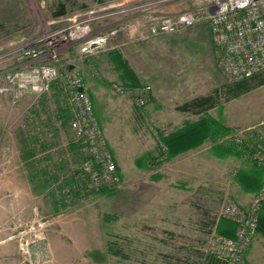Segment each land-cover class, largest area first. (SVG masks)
<instances>
[{
	"label": "rangeland",
	"instance_id": "rangeland-1",
	"mask_svg": "<svg viewBox=\"0 0 264 264\" xmlns=\"http://www.w3.org/2000/svg\"><path fill=\"white\" fill-rule=\"evenodd\" d=\"M193 9H208V0H0V69L27 39L75 19L89 24L61 61L83 77L117 165L115 181L85 168L94 153L70 127L62 69L48 92L16 103L4 94L0 264H199L205 252L264 264V236L237 239V217L225 212L230 204L264 211V174L256 160L247 164L264 151V84L228 97L239 79L222 71L207 20L150 32L153 16ZM204 95L220 102L202 112L179 108ZM203 120L205 133L173 151L165 139Z\"/></svg>",
	"mask_w": 264,
	"mask_h": 264
},
{
	"label": "built area",
	"instance_id": "built-area-1",
	"mask_svg": "<svg viewBox=\"0 0 264 264\" xmlns=\"http://www.w3.org/2000/svg\"><path fill=\"white\" fill-rule=\"evenodd\" d=\"M203 20L210 24L220 66L227 76L241 79L264 69V0H208V9L181 10L153 16L150 32L152 35L180 32ZM88 29L89 24L85 23V19H75L39 37L27 39L16 47L10 52L11 65L0 69V98L9 94L12 102L16 103L26 93L48 92L60 77L62 69L73 104L70 127L74 136L85 140L94 153L85 168L97 181L101 178L115 181L117 165L107 149L103 129L97 123L93 101L87 90L78 91L79 86L85 85L83 77L67 70L61 61L63 50L73 41L84 37ZM138 90L142 89L135 92H140ZM138 100L145 102L142 93ZM253 159L264 173V151L254 152ZM262 198L264 185L259 193V199ZM225 212L237 217V239L249 241L257 232L258 216L255 211L246 213L237 205L230 204ZM236 237L225 238V243L234 245Z\"/></svg>",
	"mask_w": 264,
	"mask_h": 264
},
{
	"label": "trees",
	"instance_id": "trees-1",
	"mask_svg": "<svg viewBox=\"0 0 264 264\" xmlns=\"http://www.w3.org/2000/svg\"><path fill=\"white\" fill-rule=\"evenodd\" d=\"M64 12H65L64 9H62L60 12L56 14H62ZM260 84H264V69L254 73L249 77H245L237 81H234L229 86L228 97L231 98L238 96ZM219 102H220V98L218 96L204 95V96L195 97L194 99L187 101L182 105H179V108L184 111L202 112L207 110L208 108L217 105ZM205 130H206V120H203L198 124H192L188 126L184 130L166 138L165 140L166 142H169L171 144V146L173 147L172 149L173 151L181 150L183 148H187L189 145L194 144L196 140L194 139L191 140L192 136H194L197 133L199 134L201 131L205 133ZM239 150L236 151L239 152ZM111 190L112 189L104 188L101 191L112 192ZM257 231L264 236V211L261 212L258 216ZM110 250L115 254H120L119 250H115L112 247H110ZM200 256H201V261L199 264H233L230 263L228 260L220 258L216 254L211 252L202 253Z\"/></svg>",
	"mask_w": 264,
	"mask_h": 264
},
{
	"label": "crops",
	"instance_id": "crops-1",
	"mask_svg": "<svg viewBox=\"0 0 264 264\" xmlns=\"http://www.w3.org/2000/svg\"><path fill=\"white\" fill-rule=\"evenodd\" d=\"M133 22H134V20H133ZM133 27H134V24H133ZM254 126V125H253ZM249 157V162L247 163V164H249L251 167L253 166V162L252 161H255V160H253L251 157H252V153H251V156L249 155L248 156ZM254 163H256V162H254ZM257 164V163H256ZM258 165V164H257ZM258 169L260 170V171H262V169L260 168V166L258 165ZM262 173H263V171H262ZM264 174V173H263ZM251 197H252V193H245V195L244 196H242V198H241V202H243L244 204H247L249 201H250V199H251Z\"/></svg>",
	"mask_w": 264,
	"mask_h": 264
},
{
	"label": "water",
	"instance_id": "water-1",
	"mask_svg": "<svg viewBox=\"0 0 264 264\" xmlns=\"http://www.w3.org/2000/svg\"><path fill=\"white\" fill-rule=\"evenodd\" d=\"M84 90V87L83 86H80V87H78V91H83Z\"/></svg>",
	"mask_w": 264,
	"mask_h": 264
},
{
	"label": "bare ground",
	"instance_id": "bare-ground-1",
	"mask_svg": "<svg viewBox=\"0 0 264 264\" xmlns=\"http://www.w3.org/2000/svg\"><path fill=\"white\" fill-rule=\"evenodd\" d=\"M79 87H80V86H79ZM83 87H84V90H87L86 87H85V85H84ZM84 90H83V91H84ZM83 91H81V92H83ZM87 93H88V91H87ZM88 94H89V93H88ZM89 96H90V94H89ZM90 97H91V96H90ZM93 106H94V105H93ZM93 108H94V107H93ZM94 113H95V110H94Z\"/></svg>",
	"mask_w": 264,
	"mask_h": 264
}]
</instances>
